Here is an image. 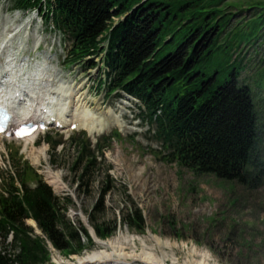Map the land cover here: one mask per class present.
Here are the masks:
<instances>
[{
  "label": "trees",
  "instance_id": "16d2710c",
  "mask_svg": "<svg viewBox=\"0 0 264 264\" xmlns=\"http://www.w3.org/2000/svg\"><path fill=\"white\" fill-rule=\"evenodd\" d=\"M12 1L16 10L39 12L44 24L65 37L69 62L91 70L101 56L106 79L99 89H107L108 98L123 91L138 99L139 117L154 127L153 137L180 165L241 185L253 181L259 114L252 87L240 80L246 66L238 58L231 61L230 43L220 44L234 17L220 8L225 0ZM167 45L173 50L162 57ZM225 59L229 77L218 85L220 70L213 66L222 67ZM256 84L264 90L261 75ZM44 142L52 151L63 144L49 134ZM69 144L75 150L71 171L79 193L88 196L99 186L89 224L106 240L118 225L117 220L110 227L100 219L115 183L105 166L106 146L94 149L85 133L70 138ZM30 170L28 163L16 160L0 173V264H48L50 246L76 254L84 250L83 237L94 243L89 229L83 223L76 227L67 216L75 206L71 196L57 195L40 177L28 184ZM122 214L121 224L145 230L143 212L135 203ZM28 221H34L42 235Z\"/></svg>",
  "mask_w": 264,
  "mask_h": 264
},
{
  "label": "rangeland",
  "instance_id": "374dc122",
  "mask_svg": "<svg viewBox=\"0 0 264 264\" xmlns=\"http://www.w3.org/2000/svg\"><path fill=\"white\" fill-rule=\"evenodd\" d=\"M13 6L12 0H0V73L14 74V80L21 76L23 90L27 92L22 102L26 104L29 97L34 96L35 80L50 81L43 84L44 91L54 87L60 93L61 88L66 87L75 100L83 99L81 112L102 119L106 125L101 132L97 124L91 128L92 133L84 129L49 127L33 143L12 137L0 138V173L7 172L13 161L28 163L32 168L26 175L28 184L34 185L35 178L40 177L57 195L71 196L75 206L70 207L68 218L76 227L83 223L93 238L94 243L83 237L84 250L76 254L53 252L48 264H79L87 256L105 249L100 244L110 241H121L125 250L131 252L135 248L126 238H135L138 254L143 249L142 240L156 249L155 240L159 239L177 246L167 253L180 261L195 247L210 257L211 264H264V90L256 84L259 75L264 78V9H256L264 7V0H225L219 5L225 12L234 13L223 30L220 44L230 43L231 61L238 58L246 66L240 80L252 87L259 114V143L252 157L254 176L249 185L223 181L180 165L169 156L162 142L153 137L151 129L154 127L139 118L140 109L134 101L125 95L113 94L108 98V90L99 89L105 80L103 67L88 70L85 64L69 62L70 44L65 37L52 25L44 24L39 12H23ZM172 50V46L167 45L160 55L163 57ZM8 56L15 60L6 68L4 62L9 60ZM101 59L99 56L94 61L102 64ZM41 69L44 72L39 71ZM213 69L220 70L218 85L223 84L230 72L227 59L222 67L216 63ZM57 95L51 94L55 99L52 103L57 102ZM61 108L58 105L55 109ZM70 117L71 114H67L66 118ZM115 118L120 125L113 121ZM83 133L94 149L106 146L105 166L111 168L115 181L100 219L110 227H114V220L118 225L116 232L106 240L98 239L89 224L88 214L99 199L98 184L88 196L83 195L71 171L75 150L69 140ZM47 134L63 144L52 151L44 142ZM40 149L45 152L39 154ZM132 203L143 212L144 231L132 230L120 222L123 211ZM27 223L42 235L37 225ZM155 252L161 255L160 249Z\"/></svg>",
  "mask_w": 264,
  "mask_h": 264
},
{
  "label": "bare ground",
  "instance_id": "6f19581e",
  "mask_svg": "<svg viewBox=\"0 0 264 264\" xmlns=\"http://www.w3.org/2000/svg\"><path fill=\"white\" fill-rule=\"evenodd\" d=\"M13 62L14 60L12 61V63H7L8 64L7 67H10L13 64ZM11 70H12L11 72H14L13 71L14 69H11ZM39 71L44 72V69H41ZM6 77L7 76H4L5 80L4 78L2 79L4 82L3 84L2 82H0V86H1L0 89L5 88L3 86H6V83L8 81ZM12 77L15 78L14 74H12ZM35 82H36L35 83L36 87L33 88L34 96L29 97V100L27 101L28 102L27 106L26 104L24 105V102L23 104L20 103L24 107H22L20 114L14 117L13 121L15 122L14 124H12L13 126L10 129V131L14 133L18 130L19 128L18 126H21L25 123H33L37 125L38 129L32 134H30V136L26 137L25 142H28V143L35 142L40 132L44 131L43 128L45 126L49 127L51 123L55 125L58 124L62 126V128L69 127L72 129H84L88 131V133L94 132L91 128L94 129L97 124L101 126V129H102L100 130L101 132L105 129L104 127L106 125L103 124L102 119L98 120V118H95L93 115L86 113L84 111L82 112L80 111V108H82L83 99L80 97L77 100H75L76 97L73 95V93H70V90H66V87H62L64 85L61 86L62 90H60L62 91L60 93H62L63 95H57L60 93L59 91H57L56 87H55L56 90H54V87H52L51 90L44 91L45 87L43 84L50 83V81L44 82L43 80L37 79L35 80ZM58 82H56V84L59 85ZM7 90H3V93L6 92L5 96L7 98L15 97V95L19 92L25 93L20 90H18L19 92L18 91L14 92L13 88H12L13 91H11L10 89V91L8 90L9 92H7ZM51 94L57 95L55 96L56 101H57L56 103H52V99H54V97H52ZM17 99H19V102H20V97H17ZM0 102L3 104L6 103L7 109H9L12 114L15 113V108H14L15 106H13V104L17 103L15 100L11 101L10 104H8L7 102H4L3 97H1L0 95ZM52 104H56V105H53L55 108L58 105L62 108L60 110H57L52 106ZM67 114H71V117H70L71 119L66 118ZM113 121L117 125L119 124L118 119L115 118ZM121 127L124 128L123 126ZM13 136L14 137L12 138H15V135ZM1 137L2 136H0V138ZM43 151L45 152L44 149H40L39 154H42ZM29 222H31L34 226H36V223L34 221H29ZM134 239L135 238L125 239L126 242L133 243V246L135 249H133L131 252H127L126 251L127 249L125 250V247L123 246V243L121 241L120 242L110 241L107 243L100 244L101 246H103V248H105V249H102V251L104 252L101 251L89 257L87 256V258L85 260H81L79 264H169L170 262H171L170 264H211L210 257L207 254L200 253L195 247L191 248L190 251H188L187 256L184 258L183 261H180V259H178V257L176 256H173V255L169 256V254L167 253V250L175 248L177 246L171 245L168 242H163L159 239H156L155 242H156V247L160 249L161 251L160 256L157 255L155 252L157 248L152 249L143 240H142L143 249L138 254L136 251V245H135ZM108 249L111 250L110 251L111 253H109Z\"/></svg>",
  "mask_w": 264,
  "mask_h": 264
}]
</instances>
